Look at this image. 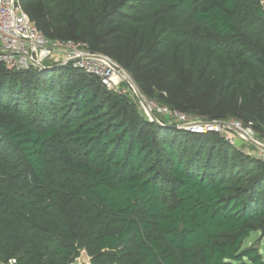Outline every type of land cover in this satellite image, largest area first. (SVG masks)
Masks as SVG:
<instances>
[{"label":"trees","instance_id":"16d2710c","mask_svg":"<svg viewBox=\"0 0 264 264\" xmlns=\"http://www.w3.org/2000/svg\"><path fill=\"white\" fill-rule=\"evenodd\" d=\"M53 40L115 61L145 99L264 138V3L20 0ZM150 120L70 65L0 64V262L264 264V159Z\"/></svg>","mask_w":264,"mask_h":264},{"label":"built area","instance_id":"2783aa9c","mask_svg":"<svg viewBox=\"0 0 264 264\" xmlns=\"http://www.w3.org/2000/svg\"><path fill=\"white\" fill-rule=\"evenodd\" d=\"M48 62L49 64H46ZM0 64L7 70L70 65L84 73L93 75L108 89L117 90L115 77H123L124 70L108 56L93 52L84 42L53 40L44 35L23 9L20 0H0ZM170 116L177 117L179 127L195 133L216 132L223 134L228 143H234L233 134L228 130H243L245 137H251L264 154V138L253 137L250 127H243L239 121L208 120L192 117L162 107ZM255 135V134H254ZM242 136V137H243ZM264 159V155L261 157ZM14 258L0 264H15Z\"/></svg>","mask_w":264,"mask_h":264},{"label":"rangeland","instance_id":"374dc122","mask_svg":"<svg viewBox=\"0 0 264 264\" xmlns=\"http://www.w3.org/2000/svg\"><path fill=\"white\" fill-rule=\"evenodd\" d=\"M261 1L264 3V0H261ZM46 64H49V63L46 62ZM124 73L127 75V77L130 78V76L125 71H124ZM114 79H115V81H118L115 88L117 90H121L124 93H127L130 96V98L135 103L138 104L141 112L144 115H146L149 119H151L148 111L145 109L144 105L141 103V101L137 95L138 94L137 91H139V90H138L137 86L135 85V83L133 81L130 82L127 78L122 77V76H120V78L115 77ZM143 99L145 100L146 104L149 106L151 112L154 114L156 119L158 118L161 121H166L169 124L177 125L178 128H180L179 127V121H178L177 117L168 115L166 112L163 111L162 108L158 107L155 103L145 99V97H143ZM228 131H229V133L233 134V137H234V143L233 144L230 143L232 146H234L235 148L239 149L240 151H242V152H244L247 155H250L252 157L258 158V157H262L264 155L263 152L260 151V149H259L258 145L255 143V141L253 139H251V137H245V136L241 135L240 132L237 131L236 129L231 128ZM254 134H253V137L257 140L258 138ZM221 135L223 136V134H221ZM250 243H256V246L261 251L262 256L264 258V233L261 234L258 231L252 232L250 234L249 238L245 241V245H248Z\"/></svg>","mask_w":264,"mask_h":264},{"label":"water","instance_id":"95a60500","mask_svg":"<svg viewBox=\"0 0 264 264\" xmlns=\"http://www.w3.org/2000/svg\"><path fill=\"white\" fill-rule=\"evenodd\" d=\"M259 1L260 0H254V2H256V3H258ZM49 68H51V67L46 66V65H40L39 66V69H41V70H43V69H49ZM121 69H122L121 67H118V70L120 72L122 71ZM127 79L130 82H132L131 78L127 77ZM137 93H138L137 95H138L141 103L144 105L145 109L148 111V113L150 115V118H151L150 120L159 123L158 120L156 119V117L154 116V114L151 112L149 106L146 104V102L143 99V96L141 95V93L139 91H137ZM172 126L175 127V128H178L177 125H172ZM239 131L242 132V133H245L243 130H239ZM88 263H89V257L87 255L86 251L85 250H82L80 252V255L78 257H76L71 264H88Z\"/></svg>","mask_w":264,"mask_h":264},{"label":"bare ground","instance_id":"6f19581e","mask_svg":"<svg viewBox=\"0 0 264 264\" xmlns=\"http://www.w3.org/2000/svg\"><path fill=\"white\" fill-rule=\"evenodd\" d=\"M123 77L127 78V75L125 73H123Z\"/></svg>","mask_w":264,"mask_h":264}]
</instances>
